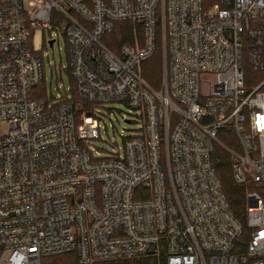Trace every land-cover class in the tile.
Segmentation results:
<instances>
[{"label":"built area","instance_id":"2783aa9c","mask_svg":"<svg viewBox=\"0 0 264 264\" xmlns=\"http://www.w3.org/2000/svg\"><path fill=\"white\" fill-rule=\"evenodd\" d=\"M126 20L141 39L114 52L102 39ZM36 31L50 47L65 39L71 94L34 96L45 80ZM158 41L159 91L141 74ZM115 101L142 127L123 151L93 156L96 106ZM217 146L235 182L256 186L246 226L215 170ZM58 255L264 264V0H0V264Z\"/></svg>","mask_w":264,"mask_h":264},{"label":"rangeland","instance_id":"374dc122","mask_svg":"<svg viewBox=\"0 0 264 264\" xmlns=\"http://www.w3.org/2000/svg\"><path fill=\"white\" fill-rule=\"evenodd\" d=\"M32 43L33 50L39 52L44 56V85L45 88H42L47 94L58 96L61 93H64L66 89L68 94H71L70 90V80L67 73V48L65 39L62 35L58 37L55 41L53 47L49 45H44L43 35L40 31H36L32 37L29 39ZM104 41V40H103ZM102 41V42H103ZM105 42V41H104ZM47 51L50 52V58L47 57ZM162 57V80L163 74L167 67V58L164 53L161 51ZM50 61V62H49ZM63 65L61 71V77L59 70ZM52 66V71H51ZM56 67V74L58 70V75L55 74L54 70ZM142 73V68H141ZM249 76H253V80H256V77H259V73H250ZM162 84V82H161ZM160 89H158L159 91ZM74 93H72L73 95ZM78 96L74 97L75 100H78ZM96 110L98 111L97 117L99 119V137L91 140L89 142V149H91L93 156L96 157H110L113 154H117L118 147L123 151V141L128 136L138 134V128L142 127V122L139 117H136V112H131L128 109V106L122 101L109 102L103 105H97ZM126 120H131L126 122ZM4 126L2 125V129ZM223 138V136H220ZM227 144L233 149H239L237 140L235 136L228 134L226 135ZM218 146L216 150H218ZM231 158V157H230ZM232 160V158H231ZM69 255H58L53 257L44 258L42 263L44 264H66L71 263V260L68 258ZM160 260L159 256H154ZM161 264V263H159Z\"/></svg>","mask_w":264,"mask_h":264},{"label":"trees","instance_id":"16d2710c","mask_svg":"<svg viewBox=\"0 0 264 264\" xmlns=\"http://www.w3.org/2000/svg\"><path fill=\"white\" fill-rule=\"evenodd\" d=\"M138 37L141 39L140 25L126 20L119 21L115 24L114 29L106 34L102 41L110 50L117 52V49L122 44H133L134 39ZM161 45L160 41L157 42L153 55L142 63V76L147 83L155 90L160 89L162 82V57H161ZM69 75V68L66 70ZM60 77H61V71ZM59 77V74H58ZM69 80L71 81L70 75ZM44 81L38 86L37 91L34 93L36 98H46L48 94L42 89ZM76 94H73L75 97ZM213 164L218 174L219 180L222 184L224 194L234 212V214L245 225V194L248 190H256V186L253 184H238L233 179L232 175V160L230 156L220 148L216 150L214 154ZM244 237H247V231H245ZM154 256H146L134 259H121L112 261H99L95 264H164L163 256L159 258Z\"/></svg>","mask_w":264,"mask_h":264}]
</instances>
